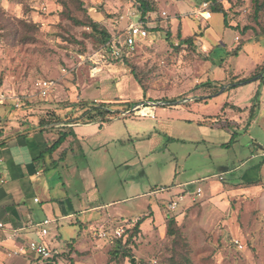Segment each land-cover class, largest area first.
<instances>
[{
  "label": "rangeland",
  "instance_id": "obj_1",
  "mask_svg": "<svg viewBox=\"0 0 264 264\" xmlns=\"http://www.w3.org/2000/svg\"><path fill=\"white\" fill-rule=\"evenodd\" d=\"M81 1L84 10L73 0H66V8L60 0H0V115L7 117L2 122L13 114L22 124L33 115L55 121L74 117L84 123L88 121V115L84 114L86 108L99 104L92 99L110 95L118 96L116 101L129 102L130 108L139 102H149L154 110L150 108L153 113L142 116L126 114L130 109H125L126 105L111 106L117 109L106 112L102 119L98 115L95 120L104 125L112 123L108 129L125 135V141L107 145L108 151L105 147L97 151L91 140L84 154L69 157L74 168L67 169L72 175L76 177L75 167L88 166L100 202H115L101 212L103 220L107 221L103 227H108L106 231L110 234L104 238L87 234L77 245L81 255L71 258L70 253L61 254L60 250L56 264H264L262 149L251 144L243 128L233 130L228 146L206 145L202 140L193 139L204 132L202 128L177 119L176 108L159 103L183 100L189 95L198 100L199 84L225 77L228 78L225 83H230L242 79L243 72L244 77L250 76L252 63L264 54V10L259 14V21L254 22L253 0H149L155 10L146 24L155 26L156 30L150 31L133 49L124 50L125 58L111 59L108 55L101 56L98 30L86 25L88 18L99 22L98 29H106L111 37L120 35L130 21L138 18L136 1ZM203 1L209 9L213 2L221 5L227 27L220 12L212 13L207 21L195 17L193 7ZM176 3L189 7L176 8ZM67 15L84 24L74 22ZM177 28L182 37L191 38L190 44H180L173 36ZM167 30L171 35H167ZM217 35L223 37L226 45L215 49L214 63L210 60L211 68L207 70L208 66L202 62L206 58L201 53L208 54L221 43L222 40H215L221 39ZM234 38L240 43L248 40L251 48L245 50L246 53L239 52L237 43L226 51ZM221 57L225 60L223 66L218 63ZM220 80L217 81L220 85L211 88V93L221 90ZM41 81L52 83L45 95L39 91ZM249 83L258 84L262 91L259 79L245 84ZM232 88H227L224 95L210 98L208 103L196 105L185 101L181 105L191 108L194 115L203 114L209 121ZM259 92L254 95L256 104L261 101ZM238 94L243 102V87ZM23 110L25 114L20 113ZM208 121L205 124L210 125ZM258 123L250 131L252 137L264 133V112ZM127 132L131 133L130 139ZM204 133L208 135V130ZM122 158L126 162L121 161ZM222 170L230 171L223 172V180H219L217 176ZM65 171L61 169L56 175L61 172L65 179ZM245 172L250 180H263L253 185L251 192L219 197L214 194L211 198L216 200L207 202L212 182L237 183ZM185 182L188 185L183 186ZM72 183L73 192L80 197L69 193L71 202L75 207H84L87 202L83 187L74 176ZM196 187H200L201 193L192 195ZM183 188H188L191 195L178 200L176 208L170 210L169 199H177L175 192ZM186 193L187 190L182 194ZM149 203L159 206L161 217L143 226L127 243L131 257L119 253L107 262L109 250L118 238L109 228L122 225L124 219L142 216ZM87 214L82 218L94 216V211L90 216ZM106 215L111 216L110 221ZM169 216L175 217L180 231L176 238L164 232L163 224ZM47 229V241L50 240L53 247H60L63 240L75 237L78 226L63 220L59 225L48 224ZM124 237H119L122 242ZM24 253L35 255L30 251ZM28 262V258L17 255L8 260L9 264Z\"/></svg>",
  "mask_w": 264,
  "mask_h": 264
},
{
  "label": "crops",
  "instance_id": "obj_2",
  "mask_svg": "<svg viewBox=\"0 0 264 264\" xmlns=\"http://www.w3.org/2000/svg\"><path fill=\"white\" fill-rule=\"evenodd\" d=\"M175 5L176 8L186 6L182 3H176ZM152 12L147 13L148 20ZM237 36L238 34L236 33V37ZM145 39L141 41H144ZM215 40H222L221 43H216L219 46L226 45L223 37H221V39L216 38ZM235 40L238 39L234 38L233 43L227 47L226 51L234 48L237 43L236 48L238 49L236 50L239 52L243 50V53H246L245 50L247 51L251 48L247 42L248 40H244L242 43L235 42ZM215 49H217V47H214V50L210 51V53L207 54V58L202 61L208 66L207 70H210L211 68L209 67V61L211 60V62L214 63L212 54ZM263 60L264 54L260 56L257 62L252 63L251 69L249 70L250 74L254 72L258 65L262 64ZM224 62V58L221 57L218 63L223 66ZM226 79L228 78L225 77L223 80L212 79L208 80L210 82L207 84L197 85L198 88L196 91L198 92L197 94H199L197 95L198 100H195L193 96L189 95L186 96L188 97L185 98L186 101H191L193 104L199 105L200 103H208L210 98L217 95H224L229 85V83H225ZM219 80L222 85L221 90H219V92L211 93V88L213 89L214 86L220 85L219 82H217ZM241 87H243V102L238 94L239 88ZM261 89L262 91L256 83H237L234 88L227 92L223 102L217 106L215 112L211 115L212 118L209 120L211 123L210 125L205 124L208 119L204 118L205 116L203 114L197 113L194 115L191 108H185L181 105L183 102L175 106L167 105V107L169 106L177 109V119L189 123H196L198 128H202L204 132L208 130V135L203 132L200 136H194L193 139L196 138L197 140H202L206 145L214 147L228 146V140L233 138V136H231L233 130L235 128H243V131L246 134H249V137L252 140L251 144L262 149L260 154L262 155L264 154V133L261 132L257 135L252 134V137L250 132L254 125H259V119L264 112V83L262 84ZM258 90H260V92ZM255 92L260 93L261 101H258L259 104L254 102ZM104 98H111L113 100L117 99L118 96L110 95ZM104 98L94 97L92 100L98 103L107 102L103 101ZM111 99L110 101H112ZM252 104L255 106L250 114L249 109ZM116 105L114 106L116 107ZM163 105L165 104H162L161 106ZM111 109L116 110L117 108L113 107ZM21 112H23L22 114H25L26 111L23 110L20 111V113ZM14 114L16 115L17 113ZM12 115L4 122H2V120H6V115H0V223H2L5 228V231H2L0 228V264H9V258H14L15 255L23 259L28 258L29 262L27 264L40 263L41 259L36 260L37 256L32 251L30 252L35 254L34 256L25 254V251L15 255H12V252L17 249L21 243H25L28 240L37 237L36 230L37 227H39L38 224H40L45 218L49 219L50 223H57V225L61 224V221L66 220L69 224L78 226L75 237L66 241L75 239L76 243L74 248L78 252L76 256L81 255L82 252L77 249L79 241H84V237L89 233L96 236L97 232L108 228L103 227L107 221H105V219L103 220L104 216L101 212L105 207L110 206L111 203L115 201L100 202L101 199L96 190L97 186L88 166H82L80 169L75 167L74 171L76 173L72 171L76 174L75 177V175H72L69 171V168L67 169V167H70V169L74 168L73 164L71 167L69 157L73 158L77 155L81 156L84 154L87 146H90L89 142H91V140H94V148L97 151H100V149L104 147V149L108 151L106 147L107 145H116L118 142L123 143L126 137L124 138L123 136L125 135L122 136L121 134L116 133V131H110L108 128L112 123H105L104 125V123L100 124L98 120L81 123L74 120V117H68L61 118L59 121L39 125L40 118L38 116H29L26 118V122L22 124V122H17L15 120L16 117L14 118ZM61 132L66 133L64 141L52 152H46V149L57 140ZM127 135L130 139L131 133L127 132ZM122 146H124V144H122ZM133 147L135 148V145ZM121 161L126 162V159L122 158ZM65 168L67 171H65ZM61 169L65 171L64 175H67L65 179L61 176V172L56 175V172ZM230 170H222L217 178L223 180V178H221L222 173ZM73 176L74 178H77L78 184L83 187L81 189L84 190L87 202L84 207H75L71 202L69 193L73 192ZM262 180H250L245 172L241 176V180L237 183L223 185L218 182H212V193L208 196L210 199L208 198L209 201L207 202L216 200V198H211L214 194L215 197H219L226 194L243 195L246 192H251L252 187H254L253 185H256ZM186 185H188L187 182L183 184V186ZM161 190H163V188ZM186 190L188 194H182ZM84 193L83 195L81 194V196H84ZM175 193H177L178 198L169 199V201H182L185 197L188 198V196L191 195L188 192V188H183ZM76 194L77 193H75V195ZM76 196L80 197V194L78 193ZM170 197L172 198L173 195H170ZM34 198H37V201H34ZM92 211H94V216L91 217L90 215ZM99 211L100 215L97 216V212ZM145 211L147 212H144L142 216H136L133 220L124 219L122 225H117L114 228L109 229L113 231V229L120 226L129 228V226L133 225L138 218L145 217L144 221L140 224V230H143V226L148 225L153 219H155L156 222V220L161 217V211L157 204L153 205L152 203H149ZM86 214L90 217L82 218ZM105 218H109L108 220L110 221L111 216L106 215ZM163 227L165 232V224H163ZM63 241L64 242L60 247L51 246L52 244L50 243V240L47 242L50 247H53L60 252L66 242L65 240ZM52 242H54V240ZM72 257H74V255H71V258Z\"/></svg>",
  "mask_w": 264,
  "mask_h": 264
},
{
  "label": "trees",
  "instance_id": "obj_3",
  "mask_svg": "<svg viewBox=\"0 0 264 264\" xmlns=\"http://www.w3.org/2000/svg\"><path fill=\"white\" fill-rule=\"evenodd\" d=\"M74 2L77 3V5L79 6V8H81V10H84L85 8H83V3L81 0H73ZM136 1V10L137 12L140 14L141 18L143 19V16L146 15L148 12H152L155 10L154 5L152 4L151 1L149 0H135ZM215 2V0H213ZM212 3L210 5V10L212 11V13H223V9L221 7V5H217L216 3ZM60 3L63 7L66 8L67 3L66 0H60ZM253 4H254V11H253V21H259L258 17L259 14L264 10V0H253ZM69 17V19L73 20L74 22H78L80 24H84L81 21H77L76 18L72 17L71 15H67ZM148 20V19H147ZM223 24L224 26H228V23L226 21V17L225 14L223 13ZM87 26H89L92 30H98V34H99V42H98V47L100 46V48L111 38V35L108 33V31L104 28L102 29H98V26H100L99 22L97 21H92L91 19L88 18L87 21ZM147 28L148 31H152V30H156V27L154 26H148L145 22L144 24ZM167 35H171L170 31L167 30ZM173 36L175 38L178 39L180 44H190L191 42V38L188 36L186 37H182L181 33H180V28H177V30L175 31V33L173 34ZM219 45L215 46L218 47ZM214 50L211 49L210 51ZM210 51L208 53H210ZM201 55L204 58H207V54H202ZM125 58V56H123L121 59ZM127 60V59H125ZM134 71L131 70V73H133ZM136 80L137 77H135ZM252 79H259V81L263 84L264 83V60L262 62V64L258 65L254 72L252 74H250V76H246L243 77L242 79H238L237 81H231L228 85L229 87H235L237 83L239 84H243V83H247L249 80ZM210 81H206L202 84H207ZM222 86V85H221ZM218 92V91H215ZM257 96V94H256ZM115 101H107V102H101L99 104H92L88 109L86 108V111L84 112V114L88 115V121L91 120H95L98 115L102 118H104L103 116H105L106 112H112L113 110H111V106H114L115 104H121V105H126L128 107H125V109H129L131 104L129 102H118L116 101L117 99H114ZM168 104H165L164 106H167ZM254 104L251 105L250 109H249V113L251 114L254 108ZM240 110V109H237ZM90 113V114H89ZM57 121H59V119H57ZM87 121V122H88ZM51 122H55V120H50L49 118L47 119H43L40 118L39 119V125H43V124H48ZM66 137V133L61 132L59 137L57 138L56 141L53 142V144L48 147L46 149V152H52L54 149H56L57 147L60 146V144L64 141ZM145 217H141L138 218L136 220V222L132 225L131 228H127L125 229L126 231H124L123 233V237L126 235V237H124V241L122 242V238H116L115 240V244L114 247H112V249L109 250L110 253V257L108 259L107 262H111V260L120 253V255H122L123 257H131V250L130 248L127 246V243L130 242V240L132 239V237H134L136 234H138L140 232V224L144 221ZM165 234L169 235V236H173V238H176L179 236V229L178 226L176 224L175 221V217L174 216H169L166 218L165 220ZM121 236V237H122ZM76 243L75 239H71L70 241H66L63 245L61 254H65V253H70L71 255H76L78 254L77 250L74 248V245ZM58 255H60V253L53 255L51 258L49 259H41L39 257L36 258V260H40V262L43 261L42 264H56V259L58 258ZM70 255V257H71Z\"/></svg>",
  "mask_w": 264,
  "mask_h": 264
},
{
  "label": "built area",
  "instance_id": "obj_4",
  "mask_svg": "<svg viewBox=\"0 0 264 264\" xmlns=\"http://www.w3.org/2000/svg\"><path fill=\"white\" fill-rule=\"evenodd\" d=\"M136 14V11L133 13V15ZM193 14L196 18H201L203 20H209L212 17V11L208 8L207 3L205 1L201 2L199 5L193 7ZM148 15H144L143 19L141 18L140 14L138 13L137 20L130 21L128 25L124 28V32L117 36H112L101 48V56L104 57L105 55H108L111 59H121L125 54L122 52L124 50H131L133 49L136 44L147 38L149 31L147 30L146 26L144 25L147 21ZM52 83L47 81H41L39 82V91L42 95L47 94L51 87ZM142 108H137L135 111L131 112L134 114H142V116H147L153 113V110L150 108H154L150 105H143ZM147 108L148 110L144 113H140L139 110ZM139 109V110H138ZM122 113V112H121ZM127 114V113H126ZM201 192L200 188H196L194 195H199ZM34 201H37V198H34ZM178 204L177 200H170L167 204V207L170 210H173L176 208ZM50 223V220L45 218L41 221L39 227H37L36 230V238H32L28 240L25 243H21L16 251H14L15 254L24 252L26 250L32 251L36 254L37 257L41 259H49L53 255H56L59 253V251L53 247L49 246V243L47 242L46 236L48 234L47 225ZM0 228L2 231H5V228L3 227L2 223H0ZM112 234L115 236L121 237L124 233V226H120L118 228L113 229L111 231ZM110 234V232H107L106 230L97 232L98 237H106ZM235 243L238 244V241L235 240ZM238 247H241L240 244H238Z\"/></svg>",
  "mask_w": 264,
  "mask_h": 264
},
{
  "label": "water",
  "instance_id": "obj_5",
  "mask_svg": "<svg viewBox=\"0 0 264 264\" xmlns=\"http://www.w3.org/2000/svg\"><path fill=\"white\" fill-rule=\"evenodd\" d=\"M184 101H186V99H183V100H177V101H161V102H159L160 104H168V105H172V104H177V103H182V102H184ZM149 102H139V103H137V104H135V105H133L129 110H127L126 111V113L128 114V113H131V112H133V111H135L137 108H139V107H141V106H143V105H147ZM151 105H153V104H151ZM131 262L132 263H134V258H131Z\"/></svg>",
  "mask_w": 264,
  "mask_h": 264
},
{
  "label": "bare ground",
  "instance_id": "obj_6",
  "mask_svg": "<svg viewBox=\"0 0 264 264\" xmlns=\"http://www.w3.org/2000/svg\"><path fill=\"white\" fill-rule=\"evenodd\" d=\"M147 110H148L147 108H143V109H140L139 112H140V113H144V112H146Z\"/></svg>",
  "mask_w": 264,
  "mask_h": 264
}]
</instances>
